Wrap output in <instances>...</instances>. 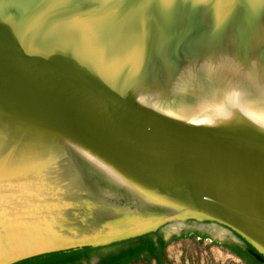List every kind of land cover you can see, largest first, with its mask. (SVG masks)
<instances>
[{
    "label": "water",
    "instance_id": "water-1",
    "mask_svg": "<svg viewBox=\"0 0 264 264\" xmlns=\"http://www.w3.org/2000/svg\"><path fill=\"white\" fill-rule=\"evenodd\" d=\"M209 225L264 257V0H0V264Z\"/></svg>",
    "mask_w": 264,
    "mask_h": 264
},
{
    "label": "rangeland",
    "instance_id": "rangeland-1",
    "mask_svg": "<svg viewBox=\"0 0 264 264\" xmlns=\"http://www.w3.org/2000/svg\"><path fill=\"white\" fill-rule=\"evenodd\" d=\"M188 229L184 228L183 231L175 232L169 237L164 233H159V236L165 240L166 245L158 251L157 255L145 254L126 264H250L248 261L234 255L227 248L225 241H231L230 238L216 239L211 234L205 235L204 233L207 230L202 228H197L199 232L195 233V236H189L190 233L194 232ZM197 236L201 238L198 239ZM156 238L158 236L154 237V239ZM240 242L244 243L243 241ZM122 246L118 245L103 249L96 257L118 252ZM92 261L95 262L96 258Z\"/></svg>",
    "mask_w": 264,
    "mask_h": 264
},
{
    "label": "trees",
    "instance_id": "trees-1",
    "mask_svg": "<svg viewBox=\"0 0 264 264\" xmlns=\"http://www.w3.org/2000/svg\"><path fill=\"white\" fill-rule=\"evenodd\" d=\"M155 236H158L156 241L154 240ZM118 245H123L124 247L122 246L118 252L109 253V256L103 259L100 264H126L145 254L157 255L158 251L165 247L166 242L159 236V233H157L116 243L109 247ZM109 247H86L83 249L56 252L27 259L17 264H80L82 260L90 259L93 255L100 254L103 249ZM247 248L249 253L253 255V264H264V257L262 255L257 253V251L248 244ZM239 251L241 252V250Z\"/></svg>",
    "mask_w": 264,
    "mask_h": 264
},
{
    "label": "flooded vegetation",
    "instance_id": "flooded-vegetation-1",
    "mask_svg": "<svg viewBox=\"0 0 264 264\" xmlns=\"http://www.w3.org/2000/svg\"><path fill=\"white\" fill-rule=\"evenodd\" d=\"M188 230H191V232L193 231L194 233H190L189 236H192L194 235L195 236V233H198L199 231H197V229L195 228H189ZM226 230V229H225ZM183 231V230H181ZM210 231V229H209ZM211 232V231H210ZM205 235H210L208 232L204 233ZM231 235L233 237V235L231 233H229V231H227V233L225 234V237L223 239H220V240H224L226 238L227 235ZM198 239H200L201 237L200 236H197ZM230 238L231 241H225V244L227 246V248L234 254L236 255L237 257L245 260V261H248L250 264H253L252 262V258H253V255L251 253H249V251L247 250V244L245 243H241V242H238L237 240H234L232 239L231 237H228ZM219 239V238H218ZM155 241L157 240L154 239ZM241 250V252L239 251ZM109 256V254L107 255H101V256H97L96 255H93L90 259H84L81 261L80 264H100L101 261L105 258H107ZM94 257V258H93ZM96 258V261L93 262L92 259H95Z\"/></svg>",
    "mask_w": 264,
    "mask_h": 264
},
{
    "label": "bare ground",
    "instance_id": "bare-ground-1",
    "mask_svg": "<svg viewBox=\"0 0 264 264\" xmlns=\"http://www.w3.org/2000/svg\"><path fill=\"white\" fill-rule=\"evenodd\" d=\"M181 226L179 225H175L173 226L174 230H178ZM204 226H200V228H202ZM211 233L213 234L214 237L219 238V239H223L225 237V234L227 233L228 230H225L224 228H221L219 226L216 225H209V228ZM230 233V232H229Z\"/></svg>",
    "mask_w": 264,
    "mask_h": 264
}]
</instances>
